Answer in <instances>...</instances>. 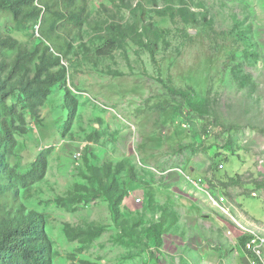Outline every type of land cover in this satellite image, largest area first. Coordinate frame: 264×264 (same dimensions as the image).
Masks as SVG:
<instances>
[{
    "label": "rangeland",
    "instance_id": "374dc122",
    "mask_svg": "<svg viewBox=\"0 0 264 264\" xmlns=\"http://www.w3.org/2000/svg\"><path fill=\"white\" fill-rule=\"evenodd\" d=\"M114 1L88 0L98 30L85 25L82 38L75 36L74 48L62 62L67 68L65 85L77 101L69 131L65 132L68 102L57 85L40 111L42 123L27 118L30 129L18 137L20 145L11 166L20 174L27 173L39 153L50 148L43 181L28 192L21 190L20 201L27 210L44 215L53 242V264L83 260L229 264L236 251L241 264L243 245L236 238L237 228L229 217L212 209L207 196L192 192L187 177L202 178L215 195L225 194L227 208L234 207L228 208L232 214L244 207L264 220V0H156L158 7L148 8L144 15L164 32L155 39L157 46H150L153 59L144 39L142 43L123 40L108 58L97 54L106 43L99 31L107 32L106 23L111 21L104 7L123 26L141 18L139 10ZM127 1L132 9L139 3ZM168 2L174 5L173 20L155 14ZM183 5L197 20L207 18L212 29L180 17L176 9ZM0 26L29 47L38 43L37 27L20 30L10 16ZM47 41L59 52L54 38ZM15 55L16 51L6 50L0 61L11 62ZM193 90L204 101L202 115L188 110V100L178 94L194 95ZM175 107L181 108L179 117L174 115ZM122 161L133 165L137 177L122 176L130 191L123 227L114 221L104 197L72 211L57 204L60 198H71L74 185L92 187L86 162L102 167ZM217 165L224 169L218 170ZM219 179H235L237 185L224 189ZM211 180L216 184L211 185ZM253 191L260 197H252ZM150 192L155 197L153 206L148 203ZM138 197L144 199L142 204L135 203ZM162 216L171 228L157 246L150 242L147 230ZM66 225L94 226L102 234L84 248L82 241L69 238Z\"/></svg>",
    "mask_w": 264,
    "mask_h": 264
},
{
    "label": "trees",
    "instance_id": "16d2710c",
    "mask_svg": "<svg viewBox=\"0 0 264 264\" xmlns=\"http://www.w3.org/2000/svg\"><path fill=\"white\" fill-rule=\"evenodd\" d=\"M119 2L131 11L139 10L141 18L123 26L115 19L116 14L104 7L110 14L111 21L106 23L107 32L99 31L102 33L101 39L106 43L98 49L97 54L108 58L113 49L123 44V40L129 38L134 43L136 40L137 43H142L144 39L148 42L145 46L148 45L153 59L154 49H150V46L156 47L155 39L162 37L164 32L147 22L144 15L148 8L158 7L156 0H139L135 10L127 0ZM176 11L182 13L180 17L185 20L189 18L197 27L212 29L207 18L197 20L188 6L178 7ZM174 12V5L171 6L168 2L163 9H157L155 14L173 20ZM7 16L12 17L14 24L23 31L39 26V36L36 39L38 43L29 47L5 34L0 26V55L6 50L16 51L11 62L4 58L0 61V264H53V242L46 233L44 215L27 210L20 201L21 190L28 192L33 185L43 181L50 148L40 152L31 169L24 174L18 173L11 166V159L16 156L20 145L18 137L25 136L30 129L27 118L38 125L42 123L40 111L57 85L62 86L68 102L65 132L69 131L77 101L65 85L67 68L62 62L72 52L75 36L82 38L85 25H89L93 32L98 29L90 18L88 0H0V21ZM223 36L230 37L228 33H223ZM47 37L54 38L59 52L48 44ZM189 37L193 38L191 35ZM193 92L194 95L189 91H178V94L188 100V110L202 115L204 101L198 100L197 91ZM180 110V107L174 108L176 117L182 113ZM86 165L89 171L87 179L92 187L74 185L71 198H60L57 204L72 211L79 209V205H88L93 200L104 197L111 206L114 221L123 227L127 223L123 208L130 191L125 181H122V176L128 174L136 180L133 165L125 161L116 165L106 163L102 167L89 166L88 162ZM219 168L217 165L218 170ZM217 182L224 189L237 185L235 179H219ZM213 183L216 184L211 180L210 184ZM148 203L151 206L155 204V197L151 192L148 194ZM165 220L162 216L160 221L147 230L150 242L157 246L162 244L163 234L171 228L165 225ZM65 232L71 240L82 241L84 248H88L102 234V230L94 226L74 229L66 225ZM247 240V237L241 239L243 246ZM72 264L97 263L83 260L79 263L73 261Z\"/></svg>",
    "mask_w": 264,
    "mask_h": 264
},
{
    "label": "built area",
    "instance_id": "2783aa9c",
    "mask_svg": "<svg viewBox=\"0 0 264 264\" xmlns=\"http://www.w3.org/2000/svg\"><path fill=\"white\" fill-rule=\"evenodd\" d=\"M38 30L39 26H37V35L39 36ZM220 169H224V165H220ZM187 180H189V183L194 187L195 195L202 194L207 196V202L212 209L219 210L221 213L229 217V220L241 232V234L248 238L243 246L245 252L250 254L248 264H264V222L251 220L248 215L240 211L236 214H232L229 211L230 208H227V203L229 202L228 197L223 193L215 195L212 189L207 186L208 184L204 179L193 180L190 177H187ZM260 194L261 193L253 191L251 196L258 198L260 197ZM143 202L144 199L142 197L135 199L136 204H142Z\"/></svg>",
    "mask_w": 264,
    "mask_h": 264
},
{
    "label": "crops",
    "instance_id": "0c3cea01",
    "mask_svg": "<svg viewBox=\"0 0 264 264\" xmlns=\"http://www.w3.org/2000/svg\"><path fill=\"white\" fill-rule=\"evenodd\" d=\"M193 172H196L195 170H193ZM191 179H193L192 177H190ZM201 179V178H200ZM194 180V179H193ZM192 192H194V189L192 190ZM202 195V194H201ZM241 205H242V203H241ZM261 207H262V209L264 210V205H261ZM232 211L234 210V207L233 208H230ZM242 210H240V212H243L244 214H246V215H248V217L251 219V220H255V221H263L264 222V220H262V219H260V218H257V217H255V215H252L254 212H250V213H248L247 212V210L244 208V207H242L241 208ZM254 209H256V208H254ZM236 213H238V211H236ZM235 213V214H236ZM239 214H241V213H239ZM232 223V222H231ZM235 232H237L236 234V238L237 239H242L243 237H245V236H243L242 234H241V232L238 230V229H236V231ZM242 249H243V253H242V256L240 257V259H241V264H248V259H249V257H250V254H247L246 252H245V250H244V248L242 247ZM238 255H239V252L238 251H236V253H235V255H234V259L233 260H231L230 262H229V264H240V263H238L237 261H236V258L238 257Z\"/></svg>",
    "mask_w": 264,
    "mask_h": 264
}]
</instances>
